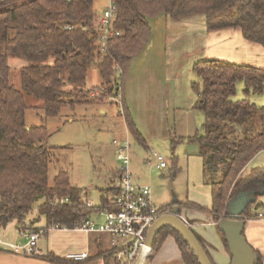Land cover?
Wrapping results in <instances>:
<instances>
[{
  "label": "trees",
  "instance_id": "obj_1",
  "mask_svg": "<svg viewBox=\"0 0 264 264\" xmlns=\"http://www.w3.org/2000/svg\"><path fill=\"white\" fill-rule=\"evenodd\" d=\"M96 2L0 0V229L17 223L31 234L55 225L75 230L93 215L114 210L112 201L120 194L115 183L101 192L98 206H88L85 191L72 186L68 172L60 169L51 182L54 154L47 144L50 134L46 125L27 129L23 92L43 101L45 120L58 118L64 109L75 110L104 100L106 90L121 95L126 109L124 83L119 84L117 73L126 80L134 60L150 42V21L163 15L176 23L203 17L208 33L240 30L245 40L264 47V0H111L117 11L106 42L101 40L104 33L99 29ZM11 58L29 64L21 72L23 92L11 84ZM93 65L104 82L102 92L98 89L94 95L81 88ZM192 70L198 77L191 83L197 97L194 109L204 113L205 122L203 133L197 132L189 141L198 145L212 203L207 209L180 201L161 209L179 206L207 212L218 225L227 216L229 202L243 195L250 203L241 220L257 219L264 211L260 202L264 197V167L248 166L264 152V106H257L250 96L264 93V68L207 59L195 63ZM239 82L245 86L246 97L236 100ZM130 118V132L144 142ZM181 140H174L172 145ZM114 175L118 179L121 173ZM39 201L42 203L35 207ZM258 203L259 209L253 214L252 208ZM35 211L37 219L29 220ZM97 235V247L85 263L102 259L104 264H127L132 242L115 248L109 236ZM168 235L175 237L185 264H200L188 244L170 228L157 235L149 261ZM201 245L214 264L206 246ZM0 252L10 251L0 247ZM255 253L256 264H264L263 257ZM26 255L53 264L79 263L67 262L53 253Z\"/></svg>",
  "mask_w": 264,
  "mask_h": 264
},
{
  "label": "rangeland",
  "instance_id": "obj_2",
  "mask_svg": "<svg viewBox=\"0 0 264 264\" xmlns=\"http://www.w3.org/2000/svg\"><path fill=\"white\" fill-rule=\"evenodd\" d=\"M110 5L111 0H97V15L101 17ZM166 20L170 22L168 25ZM150 23L151 40L134 60L130 75L122 81L117 73L119 84L124 83L122 97L124 95L128 109L123 110L121 95L117 97L114 91L108 94L106 90L102 93L104 100L99 98L101 101L75 110L64 109L58 118L45 120L43 101L21 89V72L29 65L26 61L10 59V81L25 95L27 129L41 125L48 128L50 136L47 144L54 154L51 182L60 169L68 172L72 186L83 189L87 202L98 206L101 192L118 183L114 174L122 165L117 159L118 149L114 141L129 139V171L133 181L150 187L155 203L165 206L174 203L177 197L183 202L195 201L202 207H211V187L209 180L204 178L203 159L197 144L189 141L190 135L193 137L196 131L203 133L205 122L204 113L194 109L197 97L191 83L198 77L192 65L206 59H223L211 56L218 51L217 46H208L210 56H204V51L197 52L199 47L207 45L206 33L190 28L182 30L164 15L152 19ZM103 83L97 66L93 65L81 88L94 95L98 89V93L102 92L100 87ZM244 90V84L239 82L236 100L246 97ZM172 97L174 102L168 105ZM250 99L257 106H264V93L252 94ZM129 115L137 131L145 138L144 142L138 141L130 132L127 123ZM182 137L184 139L178 144L172 145L174 140ZM157 156L164 157L166 168L161 170L157 167ZM260 201L264 203V197ZM41 203H35V207ZM165 210L167 213L164 215L172 212L169 208ZM186 210L190 209L184 208ZM252 212L257 213L254 208ZM38 215L35 211L29 220L37 219ZM20 229L19 224L13 223L6 229H0V238L6 241L7 237L16 244L18 240L25 243L27 240L19 235ZM12 236L16 240H10Z\"/></svg>",
  "mask_w": 264,
  "mask_h": 264
},
{
  "label": "crops",
  "instance_id": "obj_3",
  "mask_svg": "<svg viewBox=\"0 0 264 264\" xmlns=\"http://www.w3.org/2000/svg\"><path fill=\"white\" fill-rule=\"evenodd\" d=\"M166 23L168 25L170 22H167L166 20ZM176 24L178 27H181L182 30L185 28H190L191 30H199L202 32V34L206 33L208 35L207 45H204V47H199V49L197 50V52L204 51V56H210L208 46L213 45L218 47V51L214 52L211 56H219V58L223 59L222 61L239 65L264 68V47L245 40L240 30L226 29L218 32L208 33L205 19L203 17L192 18ZM182 57L184 58V55H182ZM169 74L171 75V70L169 71ZM173 102L174 97H172V101L169 102L168 105H171ZM125 107L127 108L126 104ZM102 113H104V110H102ZM197 132L198 131H196V133ZM181 139H184V137H182ZM256 167H264V152H261L255 157V159L248 166V169ZM134 184L135 186H141L136 183ZM175 198L176 200L174 202L181 201L177 199V197ZM190 202L200 205V203L195 201ZM152 203L155 207H164L163 205H158L157 203H155L153 199ZM167 205L169 204H166L165 206ZM203 207L207 209L210 208L205 206ZM201 213L204 212L191 209L184 211V209H182L180 216L183 221L191 227V229L204 244V246H206V249L208 250L214 264H231L232 256L226 244L224 243V239L221 232L219 231L217 223H215L213 217L209 213ZM91 220L96 223H101L103 221V217L100 214H95L93 215ZM19 235L21 238H24L21 236V229L19 230ZM97 236L100 235L89 234L76 229H57L54 231H48L39 239L37 244V253L39 255L53 253L58 257L66 259L67 262H74L68 260L67 256L69 254H85L88 258L89 253H91L97 247ZM244 236L247 242L252 246V248L263 257L264 262V220L253 219L247 221L245 223ZM11 239L16 240V237L12 236L10 237V240ZM0 242H2V244H0V247L2 249L11 252H0V264H53L45 262L41 259L27 256L24 250L11 249L9 246L14 245L22 247L27 242L21 243L20 240H18L16 244L15 242L9 241L7 237L6 241H3L0 238ZM128 243L130 242L121 241L120 247H123ZM78 264H104V261L102 259H97L87 263L82 261ZM148 264H185L183 261L181 249L173 235L167 236L159 252L152 260L148 261Z\"/></svg>",
  "mask_w": 264,
  "mask_h": 264
},
{
  "label": "built area",
  "instance_id": "obj_4",
  "mask_svg": "<svg viewBox=\"0 0 264 264\" xmlns=\"http://www.w3.org/2000/svg\"><path fill=\"white\" fill-rule=\"evenodd\" d=\"M117 7L111 2L103 15L100 17L99 29L104 33L101 40L106 42L107 36L112 34L110 28L112 26ZM118 102V101H117ZM121 103V102H118ZM117 147V159L121 163L118 178V187L120 194L112 201L114 210H106L100 213L103 217L101 223L93 222L91 219L84 222L76 228L89 234H103L110 238L112 247L119 248L121 241L132 242V248L127 252V264H132L144 241L146 235L153 224L164 214L167 213L165 209L157 208L152 203V192L148 186H135L133 177L129 171L130 160V142L114 141ZM157 167L164 169L167 167L164 157L157 156ZM63 203V200L61 201ZM88 206H93L90 202ZM257 219L264 220V211H260ZM60 229L57 225L49 229H42L37 233H28L21 230V236L26 238L27 243L22 246L9 245L11 249L24 250L27 254L37 253V244L41 236L48 231ZM2 244V242H0ZM87 258L85 254H69L68 260L84 261Z\"/></svg>",
  "mask_w": 264,
  "mask_h": 264
},
{
  "label": "water",
  "instance_id": "obj_5",
  "mask_svg": "<svg viewBox=\"0 0 264 264\" xmlns=\"http://www.w3.org/2000/svg\"><path fill=\"white\" fill-rule=\"evenodd\" d=\"M249 203L250 201L245 196H237L229 202L227 216L218 224L219 231L225 235L232 256L231 264H256L258 261L254 249L244 236L245 222L241 220ZM259 205V203L256 205L255 210L259 209ZM164 228H170L179 234L188 244L200 264H212L197 235L181 218L179 206H174L170 214L161 216L153 224L132 264H148L155 239Z\"/></svg>",
  "mask_w": 264,
  "mask_h": 264
},
{
  "label": "bare ground",
  "instance_id": "obj_6",
  "mask_svg": "<svg viewBox=\"0 0 264 264\" xmlns=\"http://www.w3.org/2000/svg\"><path fill=\"white\" fill-rule=\"evenodd\" d=\"M247 214V213H246Z\"/></svg>",
  "mask_w": 264,
  "mask_h": 264
}]
</instances>
